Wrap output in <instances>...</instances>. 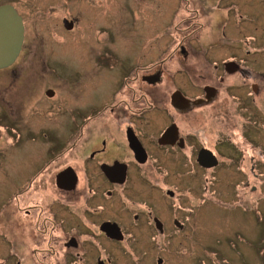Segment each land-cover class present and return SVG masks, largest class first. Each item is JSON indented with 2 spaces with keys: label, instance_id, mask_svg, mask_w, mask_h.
<instances>
[{
  "label": "flooded vegetation",
  "instance_id": "1",
  "mask_svg": "<svg viewBox=\"0 0 264 264\" xmlns=\"http://www.w3.org/2000/svg\"><path fill=\"white\" fill-rule=\"evenodd\" d=\"M101 1L55 0L84 11L60 18L63 62L56 61L54 44L52 60L39 64L43 74L59 76L12 78L29 91L57 81L64 96L52 88L17 93L15 107L6 103L10 115L1 105L0 127L12 117L15 133L0 150L5 262L117 264L116 248L132 227L148 232L161 251L169 228L178 234L195 223L196 207L182 211L169 184L201 178L207 191L224 163L238 165L236 185L246 164L249 176L261 175L255 172L263 151L248 157L245 151L264 147V0H128L127 14L146 16L134 22L144 24L136 34L155 38L141 44L145 35H133L127 16L124 45L121 32L101 27ZM132 1L140 9L132 10ZM3 5L22 18L24 36L15 61L0 71L34 52L17 6ZM54 13L52 7L48 15ZM107 33L114 44L100 43L110 41ZM52 111L59 132L43 121ZM168 202L175 209L167 210ZM153 258L163 264L161 255Z\"/></svg>",
  "mask_w": 264,
  "mask_h": 264
},
{
  "label": "rangeland",
  "instance_id": "2",
  "mask_svg": "<svg viewBox=\"0 0 264 264\" xmlns=\"http://www.w3.org/2000/svg\"><path fill=\"white\" fill-rule=\"evenodd\" d=\"M54 1L0 0V5L12 3L17 6L18 11L24 17L27 42L32 44V51H34L31 55L23 54L16 65L0 71V99H6V101L0 102V112L2 105L4 106V109H2L5 111V114L10 115L11 107L6 106V103L10 101L12 106L15 107L17 102H19L17 93L21 97L23 93L38 95L43 92V89L52 88L58 93V98L64 96L63 85L55 84L57 81L54 80L50 81L51 84L37 85L36 89L32 91L28 90L30 85L20 84L23 80H12L13 77L25 78L33 76V72L39 77L46 76V78H51L59 76L49 70L48 72L44 71L46 74H43L39 69V64H41L44 58L48 62L52 60L50 51L54 44L58 46H54L55 51H58L55 53L57 57L56 61L63 62L64 54L59 52L62 50L60 49L62 33L57 29L60 28V18L75 12L76 14L80 12L83 16L84 11H78L77 6L62 5L60 2ZM166 1L168 0H162V3ZM128 3V0L101 1V7L96 11L100 15L101 27L107 25L106 30H114V34H117V31L121 32L120 34L118 33L117 40L118 42L120 41V44L124 45L128 35L126 34L124 21L129 16L130 21L133 19V35L144 34L145 36L141 37V44L147 43L155 37L148 36L145 32L136 34V30H142L144 24L141 26L134 25L137 19L144 21L146 16L139 13L133 16L129 13L127 14L125 6ZM52 7L55 13L48 15ZM137 8L140 9V6L132 1V10L136 11ZM152 12L155 13L156 11ZM51 18L53 19L52 26L47 21ZM90 19L91 17L89 16L88 21ZM53 30L58 31L60 35L54 33ZM107 34L110 35V41L106 42L102 39L100 43L114 44L115 41L111 37L112 33ZM53 35L57 36L58 42L54 43L53 37H51V41H49V38H46V36ZM132 44H135L134 41ZM42 107L44 106L35 107L33 110L37 111L38 108ZM27 114L25 112V115ZM53 114L54 111L46 114L43 117V121L48 126L52 124L51 126L56 128L58 124H53L54 119H50ZM7 120L8 122L4 119V124L0 127V150L6 149L3 146H7V141L8 143L11 142V138L13 140L12 136L15 135L14 131H12L14 125L12 117H8ZM69 121H71V117H69ZM19 124L23 125V123ZM56 129L53 132H59L58 126ZM261 145L264 144L261 143ZM259 150L264 153V147L262 146L254 149L246 148V157L252 155L254 151L257 152ZM259 160L260 163L255 173L259 172L261 175L256 179L251 174L249 176L250 165L246 164L245 171H243L244 177L242 178V175H239L238 185H236L237 179L235 177V173L238 172V165L230 166L226 163L213 172L207 191L203 188V180L201 178L189 180L184 176L180 177L181 181L176 186L169 184L180 195L182 211L187 210L185 209L187 206H190V208L196 207L193 215L195 223L188 224L186 230L178 234L169 228L164 238L159 242L158 247H164L161 251L157 249L156 243L150 240L151 235H148V232L140 235V229L135 227L130 228L127 231L128 235L125 243L121 244V247L116 248L118 253L117 264H155L153 257L157 254L164 258L163 264H264V158H260ZM169 182L174 183V180L170 178ZM242 183H244V186H242ZM190 189L194 195L193 197L190 192L189 195L186 194V191H190ZM168 203H165L167 210L175 209V202ZM171 216L166 211V217L170 218ZM142 237L145 242L138 243L137 238L142 239ZM3 247L4 249L1 251ZM7 250L8 247L0 242V264H12L11 261L5 262L1 260L3 258L2 255L5 256ZM30 262L31 264H44L40 261ZM52 262L55 264L54 261ZM46 263L49 264V262ZM26 264H28L27 261Z\"/></svg>",
  "mask_w": 264,
  "mask_h": 264
},
{
  "label": "water",
  "instance_id": "3",
  "mask_svg": "<svg viewBox=\"0 0 264 264\" xmlns=\"http://www.w3.org/2000/svg\"><path fill=\"white\" fill-rule=\"evenodd\" d=\"M24 36L22 18L11 5L0 6V69L18 56Z\"/></svg>",
  "mask_w": 264,
  "mask_h": 264
}]
</instances>
